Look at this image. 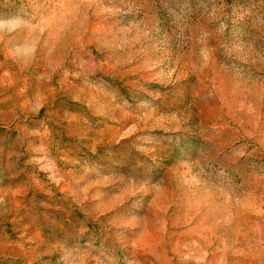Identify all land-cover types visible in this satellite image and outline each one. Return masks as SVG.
Masks as SVG:
<instances>
[{
    "label": "rangeland",
    "instance_id": "rangeland-1",
    "mask_svg": "<svg viewBox=\"0 0 264 264\" xmlns=\"http://www.w3.org/2000/svg\"><path fill=\"white\" fill-rule=\"evenodd\" d=\"M0 22V264H264V0Z\"/></svg>",
    "mask_w": 264,
    "mask_h": 264
},
{
    "label": "clouds",
    "instance_id": "clouds-1",
    "mask_svg": "<svg viewBox=\"0 0 264 264\" xmlns=\"http://www.w3.org/2000/svg\"><path fill=\"white\" fill-rule=\"evenodd\" d=\"M0 26H3V22H0Z\"/></svg>",
    "mask_w": 264,
    "mask_h": 264
}]
</instances>
